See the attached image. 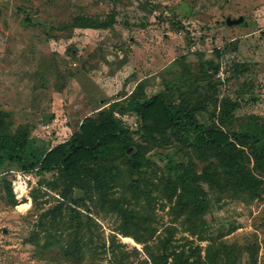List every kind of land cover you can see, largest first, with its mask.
Segmentation results:
<instances>
[{"label":"rangeland","instance_id":"rangeland-1","mask_svg":"<svg viewBox=\"0 0 264 264\" xmlns=\"http://www.w3.org/2000/svg\"><path fill=\"white\" fill-rule=\"evenodd\" d=\"M160 91L173 100L188 96L216 116L225 100L238 101L235 120L221 125L226 130L250 114L264 117V0H0V110L9 113V131L29 126L36 148L68 142L112 104ZM127 121L134 130L140 125L134 114ZM181 138L196 135L170 129L134 135L155 163L142 184L148 196H135L119 164L113 196L126 201L129 218L98 197L76 202L74 193L64 200L57 172L30 171L33 188L18 202L11 172L28 161L4 154L0 264H154L168 242L188 252L211 240L231 247L235 264H264V192L252 197L205 184L212 206L193 218L163 190L174 164L191 160L201 173L208 162ZM254 165L248 163L253 172Z\"/></svg>","mask_w":264,"mask_h":264},{"label":"trees","instance_id":"trees-1","mask_svg":"<svg viewBox=\"0 0 264 264\" xmlns=\"http://www.w3.org/2000/svg\"><path fill=\"white\" fill-rule=\"evenodd\" d=\"M80 21L78 18L76 25L83 26ZM224 103L223 111L216 116L201 102H191L188 96L173 100L165 91L145 100L133 96L125 105L112 104L98 122L85 121L80 133L49 150L33 145L28 125L20 126L15 132L9 131L10 124L6 120L9 113L0 110V158L7 154L19 161H28L24 170L21 169L28 174L32 170L39 174L57 172V179L64 185L61 191L64 200H72L74 193L79 195L76 202H85L86 197H98L112 212L129 218L131 212L126 208V201L113 196L121 167H127V186L135 196L140 193L148 196L150 193L142 188V184L147 181L145 175L155 163L147 151L134 142V135L166 129L192 132L196 140H180L208 161L204 169L198 173L191 160L187 164H174L162 181L163 190L170 191L169 196L175 197L181 214L200 218L212 206L208 189L232 190L252 197L264 192V117L250 114L238 128L223 129L221 125L235 120L232 115L239 108L238 101L228 99ZM132 114L140 119L135 130L127 121ZM205 116L217 122H204ZM134 123L137 125V120ZM252 161L255 162L254 172L248 167ZM11 173L13 179L14 172ZM203 224L205 228L206 222ZM171 244H164L160 254L153 259L154 264H235L229 260L232 248L222 243L211 240L204 249L197 245L188 252L171 248Z\"/></svg>","mask_w":264,"mask_h":264},{"label":"built area","instance_id":"built-area-1","mask_svg":"<svg viewBox=\"0 0 264 264\" xmlns=\"http://www.w3.org/2000/svg\"><path fill=\"white\" fill-rule=\"evenodd\" d=\"M11 184L16 199L18 202H22L29 196V191L32 187V176L21 170L14 171V177Z\"/></svg>","mask_w":264,"mask_h":264},{"label":"water","instance_id":"water-1","mask_svg":"<svg viewBox=\"0 0 264 264\" xmlns=\"http://www.w3.org/2000/svg\"><path fill=\"white\" fill-rule=\"evenodd\" d=\"M243 20H244L243 18H239L238 20L227 19V24L229 26H231L234 24H239V23L243 22Z\"/></svg>","mask_w":264,"mask_h":264},{"label":"bare ground","instance_id":"bare-ground-1","mask_svg":"<svg viewBox=\"0 0 264 264\" xmlns=\"http://www.w3.org/2000/svg\"><path fill=\"white\" fill-rule=\"evenodd\" d=\"M28 207H29V204L28 203H25V204H22V205L19 206V208H28Z\"/></svg>","mask_w":264,"mask_h":264}]
</instances>
